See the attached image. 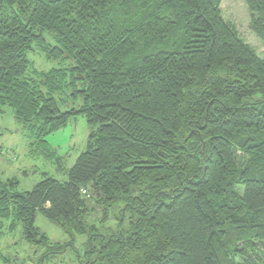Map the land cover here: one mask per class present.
<instances>
[{"label":"trees","instance_id":"obj_1","mask_svg":"<svg viewBox=\"0 0 264 264\" xmlns=\"http://www.w3.org/2000/svg\"><path fill=\"white\" fill-rule=\"evenodd\" d=\"M242 1L264 46V0ZM220 2L0 0V113L37 137L78 113L94 126L66 180L0 181V218L41 244L36 212L89 232L80 264H264V60ZM33 45L73 64L32 76ZM65 87L78 108L59 109ZM121 200L127 229L99 234L90 216Z\"/></svg>","mask_w":264,"mask_h":264},{"label":"rangeland","instance_id":"obj_2","mask_svg":"<svg viewBox=\"0 0 264 264\" xmlns=\"http://www.w3.org/2000/svg\"><path fill=\"white\" fill-rule=\"evenodd\" d=\"M220 9L222 17L235 26L240 37L264 60V46L249 28L250 15L244 2L221 0ZM27 60L32 76H36L35 72L67 69L73 64L68 56L48 59L35 45L27 52ZM216 74L223 77L224 71L218 70ZM53 97L62 111L78 108L81 103L80 95L73 97L68 87L55 91ZM262 98V94H257L252 100ZM93 130L94 126L78 113L57 130L37 137L15 118L10 108L5 107L0 113V181L13 180L14 190L23 192L31 190L41 180L42 173L60 181L66 180L67 170L85 150ZM131 194L136 196L133 192ZM129 203L133 205V200L115 203L109 209L108 218L102 222L96 219L99 213L93 212L88 223L94 224L99 234L117 232L119 227L126 230L136 210V207L130 210ZM34 226L45 236L46 244L26 240L20 222L0 218V264H80L88 257L93 258V254H89L92 237L89 232L70 236L40 212L35 213ZM92 241L95 243L94 239ZM56 245H60L61 251Z\"/></svg>","mask_w":264,"mask_h":264}]
</instances>
